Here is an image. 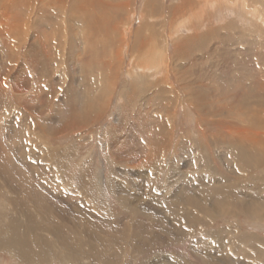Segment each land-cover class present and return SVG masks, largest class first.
I'll use <instances>...</instances> for the list:
<instances>
[{
    "label": "rangeland",
    "instance_id": "1",
    "mask_svg": "<svg viewBox=\"0 0 264 264\" xmlns=\"http://www.w3.org/2000/svg\"><path fill=\"white\" fill-rule=\"evenodd\" d=\"M173 1L175 0H169L170 3ZM145 2L146 0H138L136 2L137 7H140L141 10ZM237 12V18L241 14L239 17L241 23H243L241 26L243 28L246 25L251 27L253 23L249 21L250 17L244 13L242 14L239 10ZM142 23L144 22H141L140 18L137 17L136 26L139 27ZM221 33L227 32L223 31ZM5 38L9 40V37ZM229 39L211 36L204 57L197 59L196 63L193 61L188 63L189 65L194 63V67L196 66V75L194 74V76L187 75L186 68H182L179 59L175 60L171 66L180 75H184L183 78L186 77L190 82H193L191 89L195 88V85H199L200 91L205 94L208 92L205 100L207 105L205 106H207L206 109L209 112H214L212 120H224L228 125L233 123L247 127L249 126L248 115L243 114V117L241 114L246 111L248 114L252 113L256 107V102H260L256 100L259 98L256 93H259L257 89L261 86H259V83L258 86L253 85V83H256V79H264V76H260V65L263 63L259 56H253L254 52H251L256 49L259 50L258 45L253 44L252 48L247 46L244 51V44L237 43V38L235 41L232 38ZM239 44H241L240 47ZM240 49H242V56H246L249 61L240 62L241 59L238 56ZM2 50L0 46V80H6L4 82L6 85L3 84V87L6 86L4 88L6 90L0 92V189L4 191L5 196L0 198V241L11 238L14 231L20 239L24 238L34 243L39 240V242H42V240L48 242V239L54 241L52 236H59L62 239L61 245L59 246L56 242V246L51 245V248L56 254L66 253L59 255V258L49 257L50 259L45 264H67V262L69 264H138L145 262L141 259L142 248L146 242L144 239H147L146 235L150 232L151 235L156 234L155 240L150 241L152 257L156 259L157 256L162 255L168 259L166 264H192L197 260L206 264H243L246 262L264 264V217L254 219L243 213L237 215V217L229 215L220 217L212 225L215 235L210 236L208 233L202 235L201 232H197L198 228H195V226L192 228L190 222H188L189 215L184 211L188 209L191 213L192 210L193 212L197 210L196 208L194 210L193 207L189 208V204L195 202L204 204V209H210L209 206L212 204L210 201L211 199L213 201V198L225 201L229 199L226 206L228 209L235 211L238 200H242L244 195L239 193L242 192L241 188L236 189L235 183L230 180L231 176L234 177L240 174L238 163L235 160L232 161L229 157L230 153L226 148H223L226 146L225 141L231 138L229 134L231 130L227 127L221 128L217 124L219 121H217L216 127H218H215L212 131L208 129V132L204 134V141L208 143L210 151L215 154V157H220L224 178L216 170L212 168L209 170L207 165L204 166L203 154L208 149L201 140L202 135L198 125L199 112L196 107L192 106L190 108L188 105L180 104V106L170 110L172 115L167 120L168 108L158 111L159 108L155 109L156 102L155 104L151 100L149 102L148 97L144 95L143 98L140 97L139 100L141 101L136 106L134 105L138 108H133V120H129L130 122L125 120L121 123L119 128V130L122 128L121 133L119 130L118 132L113 131L116 115L120 114L122 120L124 115L126 117L127 114H132V112L127 113L129 107L118 96L122 89H126L129 93L132 92V80L131 77H127L129 74L125 66L119 75L117 92L113 96L112 105H110L111 107L106 118L103 119V123L89 126L90 129L87 127L86 132L78 131L80 127H75L73 124L76 120L79 121V124L86 120L83 105L84 103L85 105L89 104L86 96L91 98L95 93L94 80L91 79V82L89 78V81H86V83L88 82L87 86L85 84L84 86L78 85L79 99L72 101L68 106L67 104L64 105L63 100L59 101V97L64 91L58 87L55 90L57 97L51 104L53 108L49 107L48 109L46 108L47 104H45L44 108L40 109L38 105L40 102L37 98L43 95V91L37 90V96H34L36 92H32L31 86H26L20 92L14 86L13 79L7 81V77H5L6 56ZM26 51L27 47L21 52V60H23ZM237 51L238 53H236ZM257 60H261L260 65ZM176 61L180 66L178 70ZM173 69L170 71V83L175 84L177 93H182L185 90L183 89L184 83L178 81ZM78 75L79 79L82 80L80 73ZM31 76L34 80L33 87L39 89L42 84L40 85L37 81V72L35 73L33 69ZM89 76L96 77L97 74L95 72V74H92V76L89 74ZM149 79L147 78L148 81L146 80L144 83L138 79L137 86L141 85V88L145 87L144 89H146L149 84H152L151 82H154L153 78L150 77ZM99 84L102 86L101 83ZM137 89H140V87ZM46 99L47 102H50V98ZM237 99L245 102L242 103ZM262 105L263 108L264 103ZM258 107L260 106L258 105ZM38 109H43L45 112L43 113ZM50 109L54 114L52 116L49 113ZM56 109L58 110L56 111ZM71 111H75L74 114ZM155 118L170 122V126L174 130L171 135L173 137L170 142L171 146L169 145L166 148L162 146L163 148L160 149L156 147V149L149 143L150 138L154 137L151 136L154 135L151 132H154L152 127L155 125H152V123L157 120ZM54 121L58 125L57 132L59 129L62 131L61 127H75L77 133L68 136L60 133L58 135H44L42 132L46 128L43 125L47 123L46 126H50V124L53 126ZM126 122H129V126L133 128L131 137L124 136V133L127 132L125 130L127 127L125 126ZM122 125L123 127H121ZM105 127L109 132L104 140L103 129ZM208 127L211 128V126ZM32 137L33 140H31ZM236 139H238V136H236ZM105 142L111 145L114 144V147L109 149L110 151L106 150L104 147ZM50 152H57L59 157L62 154L64 156L61 160H51L50 155L52 154ZM116 154H120V156ZM112 158H116L118 162L116 165L118 167L114 166L116 169L112 167ZM122 160H126L127 163ZM76 161H79L80 167L73 164ZM122 165L123 167H121ZM60 167L77 168L81 177L86 180L88 177L92 185L96 184L100 188L111 189L112 193L118 191L115 194V200L117 199L118 205H122V211L115 207L113 214L108 212L107 209H104L102 203L98 201H96L97 204L99 203L98 205L95 203L96 197L93 200L86 196L87 199L82 201L83 196L86 194L75 184H72L71 181H64L65 187L63 185L59 186L58 183L63 182L61 174L57 172ZM120 167L121 169L118 170ZM235 170L236 175L233 174ZM55 175L58 177H55ZM237 195L240 197L239 199ZM254 195L258 199L261 198L257 192ZM11 198L13 202L10 203ZM246 201L248 207L244 211L253 208L249 199H246ZM90 202L94 204L91 205ZM19 203L20 205L22 203V205L26 204V207L30 206L34 216L37 217L35 222L39 225V229L33 233H28L22 228L15 230L14 227L10 226L12 219L18 223L20 222L21 225L25 223L24 218L13 211V208L20 207ZM261 205H264V200ZM183 206H186V208H183ZM194 216L196 217V214ZM210 218L209 216L205 218L207 223H210ZM184 224L190 225V228L188 227L185 231L190 230L191 235L189 237L183 233ZM223 230L229 231L231 234L230 238L225 239V241L221 240L218 234L216 235L217 231ZM195 233L202 236L199 235L201 236L199 238ZM236 233L242 235L243 238H240ZM174 234L179 235L175 236ZM249 236L257 241L253 244ZM136 237L142 238L145 242L142 239L139 242L138 238L136 241ZM167 238L169 240L166 241ZM182 243L187 245V251L179 250L178 247L183 245ZM147 244L150 245L149 242ZM250 246L251 248H259V250L262 249V254L254 251L243 252L242 249L249 250ZM38 247V245L34 246L35 250ZM139 250L141 251L140 254ZM156 250H160L161 254L158 255ZM0 264L23 263H20L10 247L0 246Z\"/></svg>",
    "mask_w": 264,
    "mask_h": 264
},
{
    "label": "bare ground",
    "instance_id": "2",
    "mask_svg": "<svg viewBox=\"0 0 264 264\" xmlns=\"http://www.w3.org/2000/svg\"><path fill=\"white\" fill-rule=\"evenodd\" d=\"M137 1L138 0H0V46L3 49L2 51H4L3 54L6 56L5 61L7 68L5 70V77H7V81L13 79L14 86H16L20 92L23 91L26 86H31L30 89H32V92H36L34 96H37V90L43 91V95L37 98L38 102H40L38 105L41 109L44 108L45 104H47L46 108L49 109V107L53 108L51 104L57 97L55 90L58 87L62 88V91H64L63 94L60 95L59 101L63 100L64 105L67 104L68 106L72 101L79 99L78 97L80 92L78 85L84 86V84H88L86 81H89V78L90 81L91 79L94 80L95 93L91 98L86 96L89 104L85 105L84 103L83 105L85 108L84 116L86 117V120L82 121L80 124L79 121L76 120L75 122L73 120L75 122H73V125L75 127H80L78 131H85L87 127L89 128V126L91 127L98 123H103V119L106 118V115L111 107L110 105H112L113 96L117 92L116 90L118 88L119 75L126 66L129 74L127 77H131L132 80V92L129 93L126 89H122L118 96L120 97V100L122 102L125 101V104L129 107V111H127V113L132 112V114L125 113L127 116L125 117L124 115L122 120L120 114L116 115L114 118L115 125L112 128L113 131L115 130L118 132L121 123L125 122V120H133V108H136L135 106L137 103L141 101L139 100L140 97L143 98L144 95L148 97V101L151 100L154 104L156 102L155 109L159 108L158 111L160 109L165 110L168 108L166 116L167 120H169V117L172 115L170 110L180 106V104L188 105L190 108H192V106L196 107L199 112L198 125L199 131L202 135L201 140L205 143V147H207L206 149H208L207 152L203 154V160L205 163L204 166L207 165L209 170L210 168L216 170L219 174H222L221 176L224 178L223 170H221L223 166H221L220 157H215V154L210 151L208 143L204 141V134L208 132V129H211L212 131L216 127L217 121H219L217 124L221 128L227 127L231 130L229 133L231 138L225 141L226 146L223 148H226L228 153H230L229 157L232 161L235 160L238 163L240 174L236 175L235 170V173L233 172V174L236 176H231L230 180L235 183L236 189L241 188L242 192L239 193L244 196H242V200H238L240 203H237L235 211L227 208L226 202L229 199H227V201L216 198H213L212 201L211 199L210 202H212V204L209 206L210 209H204V204L202 203L198 204L195 202L193 204H189V208L193 207L194 210L195 208L197 209L194 211L195 213L193 210V213H189L190 211L188 209L184 210L185 213L189 215L188 222H190L192 228L193 226L198 228L197 232H201L202 235L208 233L210 236H214L215 233L213 232L214 228L212 225L220 217L228 215L237 217V215L242 213L254 219L264 217V205H261L264 200V107H261L262 103H264V79L260 78V76H264V0H175L171 3L169 0H146L143 7H141V10L140 7H137ZM237 10L250 17L249 21L253 23L251 24V27L246 25L245 28H243L241 26L243 24L239 19L241 14L237 18ZM137 17L140 18L141 22H144L141 25L139 24V27L136 26ZM223 31L227 33L222 34L221 32ZM211 36H216L221 39L232 38L234 41L237 38V43L244 44V51L247 46L252 48L253 44H256V46L258 45L259 47V50L256 49L251 52H254L253 56H259L263 63L260 65L261 60H257L261 66L260 76H258L260 79H256V83H253V85L256 86H258L259 83V86H261L257 89L259 93H256V95L259 96L256 100L260 101L256 103L260 107L255 104L256 107L252 113L250 112V114H248L246 111L241 114L243 117L245 114L248 115L249 126L247 127L233 123L228 125L224 120H212L214 112H209L206 109L207 106H205L207 105L205 100L207 99L206 96L208 92L205 94L200 91V87H198L199 85H195V88L191 89L193 82H190L186 77L183 78L184 75H180L171 66L175 60L179 59L182 63V68H186L187 75L190 74V77L191 75L194 76L196 73V66L194 67V63V65H189L188 63L191 61L196 63L197 59L204 57V52L208 47ZM5 37H9V40ZM218 40L221 41L220 39ZM240 45L241 44H239V47ZM23 47H27V51L23 60H21V52L24 49ZM241 51L242 49H240V54L238 55L241 59L240 62L249 61L246 56H242ZM236 53H238V51ZM178 67L180 66L177 63V70ZM32 69L35 73L37 72V81L40 85L42 84L39 89L38 87H36V89L33 87L34 80L32 78L33 75L31 76ZM171 69L174 70L178 81H183L184 83L183 89L185 90H183L182 93H177L175 84L170 83ZM95 72L97 74L96 77L92 76ZM78 73H80L82 80L79 79ZM89 74L92 77H90ZM146 77L148 79L150 77L153 78L154 82H151L152 84H149L150 86H146V89H144L145 87L141 88V85L137 86V80L140 79V81H143L144 83L147 80ZM2 80H0V92L2 90H6L4 89L6 86L3 87L6 85L4 83L6 80ZM99 83H101L102 86H100ZM139 87L140 89H137ZM46 98H50V102H47ZM237 100L239 101L240 99ZM240 101L243 103L244 100ZM57 110L58 109H56V111ZM40 111L43 113L45 112L43 109ZM52 112L53 111L50 109V116H52ZM74 112H72V114H74ZM129 122H126L125 124V126H127L125 128L127 132H123L124 136L127 137L131 135L133 130L132 126H129ZM46 124L43 125L46 130H42L44 131L42 132L44 135H58V133H60L61 135L68 136L69 134L76 132L75 127H61L62 131L59 129L57 132L56 129L58 125L55 121L53 126L52 124H50V126H46ZM152 125L155 126L152 127V129L154 128L153 133L151 132L152 129L150 130L151 134H154L151 135L154 137L150 138L149 143L151 146L154 148L158 147V149L162 146H164V148L168 147L171 139L173 138L171 135L174 131L170 126V122L161 121L160 118H158L157 120H154ZM208 126H211V128ZM121 127H123V125ZM121 129L119 130L120 133ZM93 132L94 131L92 130V133ZM108 132L109 131L105 127V129H103L104 140L107 138ZM234 135L238 136V139H236V136ZM33 137L31 140H33ZM113 145L114 144L111 145L106 142L104 143L106 150L114 147ZM50 153L52 154L50 155L51 160H61L64 156V154H62L59 157L57 152ZM118 155L120 156V154ZM119 158L121 159V157ZM125 161L123 162L125 163ZM111 163L113 164V166L111 165L112 167H118L116 166L118 163L116 158H112ZM73 164H75L76 167H80L79 161H76ZM121 167H123V165ZM121 167L118 168V170L121 169ZM57 172L61 174L63 179L62 183H58L59 186L63 185V187H65L66 185L64 184V181H71L72 184H75V186L83 190L82 192L86 195L83 196L82 201L86 200L87 197L93 200L96 197L97 200H95V203L97 204L96 201L102 203V206H104V209H107L108 212L113 214L115 207L122 211V205H118L117 199L115 200V194L118 191L115 190L116 192L112 193L110 191L111 189L108 190L107 188H100L96 184L92 185L88 180V177L87 180L83 179V177H81L78 173V169L74 167H60ZM55 177L58 176L55 175ZM256 192L260 195V200L256 198L255 195L253 196ZM228 194L229 193L227 192V195ZM4 196V191H1L0 189V198ZM237 197L238 199L240 198L238 195ZM246 199H249L253 208L244 211L245 208L248 207ZM9 201L10 203L13 202L12 198ZM92 204L94 203H91V205ZM196 204L198 206H195ZM21 205L19 208H13V211L23 217L25 223L21 225L19 224L20 222L18 223L16 220L12 219L10 221L11 225H9L14 227L15 230L22 228L23 230L28 231V233H33L39 229V225L35 222L37 217L34 216V212H32L30 206H27V208L26 204ZM34 208L36 209V207ZM183 208H186V206H183ZM195 214L196 217L194 216ZM203 215L206 216L204 217ZM208 216L211 217V221L209 220L210 223H207L205 220ZM189 226H187V224L183 225V233H185L184 235H187L188 237L191 235V232H189L190 230L188 232L185 231ZM226 230L217 231L216 233V235L218 234V237L221 240L223 239V241L231 236L230 232ZM179 234L174 235L178 236ZM201 234L195 233L197 236ZM236 235L243 238L240 234L236 233ZM155 236L156 234L151 235L149 232V234L146 235L147 239H144L146 242L141 238L145 242L142 248L143 254L141 259L145 260V262L138 264H166L168 262V259L162 255L157 256L158 258L156 257V259L152 257L151 242L155 240ZM201 236H199V238ZM137 238L138 237H136V241ZM250 238L252 239L253 244L257 241L253 237ZM52 239H54V241L48 239V242H43V240L42 242H39L40 240L35 243L29 242L24 238L20 239L14 231L12 232L11 238L9 237L6 240L0 241V246L10 247L20 263L45 264V262H47L50 258H59V255L61 256L66 253H54L51 245L56 246L55 244L58 243L60 246L62 239L56 235L52 236ZM141 239L138 238V241L141 242ZM167 240L169 239L167 238L166 241ZM147 242H149L150 245H148ZM36 244L39 246L37 250L34 248V246H37ZM178 248L180 251H187V245L185 244L179 246ZM133 249L136 250L135 248ZM250 249L242 250L243 252L254 251L258 254H262V249L259 250V248H251V246ZM140 253L141 251L139 254ZM156 253H158V255L161 254L160 250H156ZM245 256L251 257L249 255ZM67 264L69 263L67 262ZM192 264L206 263L197 260ZM243 264L256 263L246 262Z\"/></svg>",
    "mask_w": 264,
    "mask_h": 264
}]
</instances>
